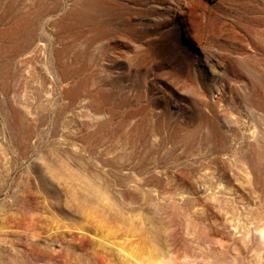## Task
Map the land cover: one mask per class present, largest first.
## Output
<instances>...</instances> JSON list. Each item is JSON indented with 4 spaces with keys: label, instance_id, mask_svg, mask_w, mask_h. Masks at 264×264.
Listing matches in <instances>:
<instances>
[{
    "label": "rangeland",
    "instance_id": "obj_1",
    "mask_svg": "<svg viewBox=\"0 0 264 264\" xmlns=\"http://www.w3.org/2000/svg\"><path fill=\"white\" fill-rule=\"evenodd\" d=\"M0 264H264V0H0Z\"/></svg>",
    "mask_w": 264,
    "mask_h": 264
}]
</instances>
